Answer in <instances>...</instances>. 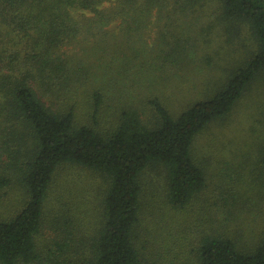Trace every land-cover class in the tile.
I'll return each mask as SVG.
<instances>
[{
  "label": "trees",
  "instance_id": "obj_1",
  "mask_svg": "<svg viewBox=\"0 0 264 264\" xmlns=\"http://www.w3.org/2000/svg\"><path fill=\"white\" fill-rule=\"evenodd\" d=\"M213 29L231 64L176 104ZM257 83L264 0H0V264H264V219L252 243L245 219L264 203V141L218 191L196 147ZM166 224L182 242L159 254Z\"/></svg>",
  "mask_w": 264,
  "mask_h": 264
},
{
  "label": "rangeland",
  "instance_id": "obj_2",
  "mask_svg": "<svg viewBox=\"0 0 264 264\" xmlns=\"http://www.w3.org/2000/svg\"><path fill=\"white\" fill-rule=\"evenodd\" d=\"M208 13L211 12L209 11ZM210 22L211 18L207 17L200 20V25H206L210 28V26H208ZM210 34L211 42L205 47L204 51L208 59L207 61L204 59L196 70L190 71L188 75H184L185 83L183 88L186 89V92L183 93L179 100H176V104L181 101L183 102V99L186 101H194L199 98L208 86H211L216 79L223 75L222 67H228L227 65L231 64V60L226 58L224 53L228 51L227 46L230 48V45L227 43L223 33L219 29H213ZM239 38L238 40V36H236L234 39L235 41L237 40L234 46V49H238L237 63L246 57L250 49L254 50L253 41L247 29L242 32ZM110 43L115 45L114 41ZM113 56H115V54ZM89 60L97 61L94 57ZM117 65L118 64L113 65V68ZM186 78L188 80H186ZM262 141H264V84L257 83L228 118L223 122L211 125L196 142L198 155L211 165V172L209 174V184L211 188L218 191L220 188L216 185H221L224 179L229 180L227 174L236 177L238 172L237 161L243 158V154H250L251 157H257L259 152L257 149H260L259 147ZM76 171L82 175L77 176ZM69 172L78 182H81L82 179L87 180L86 176L92 180L91 173L87 171L73 169ZM248 191H251L250 187H248ZM255 193L257 192L252 190L249 195H255ZM213 195L214 194L208 192V196L213 197ZM255 196L254 198L256 199L258 196ZM261 199L262 196H259L258 200ZM172 213L177 215V217L184 216L182 217L184 219L187 217L185 212L174 211ZM245 219L246 225L248 226H246V238L249 243H252L261 230L260 222L264 219V203L259 209L253 208L250 213H247ZM164 222L166 221H161L160 225ZM195 222L196 224H194L193 227L195 231L197 230V225L200 227L199 231L205 229L206 225H209V220L204 217ZM236 225H238V219L233 227ZM177 226L176 224L167 227L166 224L167 228L164 231L166 239H160L156 244L159 254L162 253L161 249L163 246H166L168 241H175L173 243L177 244L182 242L183 235ZM193 238L195 239V237ZM193 238L190 240H193Z\"/></svg>",
  "mask_w": 264,
  "mask_h": 264
}]
</instances>
